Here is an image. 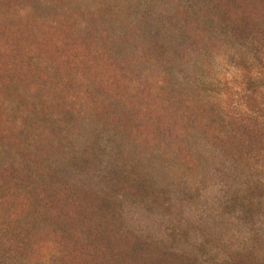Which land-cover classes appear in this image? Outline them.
<instances>
[{
	"label": "rangeland",
	"instance_id": "obj_1",
	"mask_svg": "<svg viewBox=\"0 0 264 264\" xmlns=\"http://www.w3.org/2000/svg\"><path fill=\"white\" fill-rule=\"evenodd\" d=\"M0 264H264V0H0Z\"/></svg>",
	"mask_w": 264,
	"mask_h": 264
},
{
	"label": "trees",
	"instance_id": "obj_2",
	"mask_svg": "<svg viewBox=\"0 0 264 264\" xmlns=\"http://www.w3.org/2000/svg\"><path fill=\"white\" fill-rule=\"evenodd\" d=\"M110 233H111V230H110Z\"/></svg>",
	"mask_w": 264,
	"mask_h": 264
}]
</instances>
